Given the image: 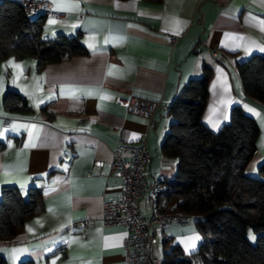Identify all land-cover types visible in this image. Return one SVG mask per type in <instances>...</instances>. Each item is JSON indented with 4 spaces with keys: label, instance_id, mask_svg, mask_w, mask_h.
<instances>
[{
    "label": "crops",
    "instance_id": "1",
    "mask_svg": "<svg viewBox=\"0 0 264 264\" xmlns=\"http://www.w3.org/2000/svg\"><path fill=\"white\" fill-rule=\"evenodd\" d=\"M49 1L62 14L46 16L42 36L79 33L88 54L43 68L30 56H10L0 65V199L4 185L24 195L36 185L44 201V211L26 218L14 239L0 241L8 264L28 258L36 264H127L125 228L101 220L104 201L121 190V179L110 173L113 149L120 140L145 143L149 181L171 180L177 162L160 148L171 121L167 106L203 66L212 77L202 121L218 131L234 105L254 117L260 130L247 170L264 178V103L244 94L237 72L238 63L264 54V0ZM171 34H182L175 45ZM8 89L29 109H7ZM130 96L161 102L154 126L116 102ZM140 205L149 218L147 194ZM83 220L89 224L78 225ZM149 232L156 241L152 264L166 240L187 254L203 240L191 222L170 225L164 238L154 223Z\"/></svg>",
    "mask_w": 264,
    "mask_h": 264
},
{
    "label": "trees",
    "instance_id": "2",
    "mask_svg": "<svg viewBox=\"0 0 264 264\" xmlns=\"http://www.w3.org/2000/svg\"><path fill=\"white\" fill-rule=\"evenodd\" d=\"M159 1V0H158ZM45 15L29 16L17 0H0V65L10 56L37 59L39 68L88 50L80 34L42 36ZM244 94L264 103V54L237 64ZM212 69L182 84L167 106L171 118L161 152L177 162L163 196L176 209L195 216L203 240L197 251L185 253L165 241L160 264H264V178L248 172L256 152L259 125L242 106L231 108L230 120L218 131L201 119L209 95ZM4 106L29 109L16 90L8 89ZM5 143L0 142V148ZM44 211L42 188L4 185L0 199V241L14 239L24 220ZM250 232L255 234L252 241ZM0 264H8L0 255ZM20 264H36L28 258Z\"/></svg>",
    "mask_w": 264,
    "mask_h": 264
},
{
    "label": "built area",
    "instance_id": "3",
    "mask_svg": "<svg viewBox=\"0 0 264 264\" xmlns=\"http://www.w3.org/2000/svg\"><path fill=\"white\" fill-rule=\"evenodd\" d=\"M29 16H60L62 12L53 8L49 0H17ZM182 34H171L168 41L177 44ZM214 55H217L214 52ZM116 102L128 112L140 114L147 118V126L156 124L155 116L160 109V101H152L136 96L117 97ZM5 124L9 121L5 120ZM122 138V137H121ZM150 159L148 147L120 140L113 149L110 173L121 179V190L112 200L103 204L102 223L104 226L114 224L125 228L123 239L127 264H152V251L155 239L150 235L149 227L156 224L164 238V230L172 224H186L195 219L191 213L176 209L163 196L167 184L161 180L149 181L147 164ZM148 195L152 213L149 218L141 211L140 199ZM88 220L78 223L87 226Z\"/></svg>",
    "mask_w": 264,
    "mask_h": 264
},
{
    "label": "rangeland",
    "instance_id": "4",
    "mask_svg": "<svg viewBox=\"0 0 264 264\" xmlns=\"http://www.w3.org/2000/svg\"><path fill=\"white\" fill-rule=\"evenodd\" d=\"M253 175V174H252ZM191 226H193L194 228H196V230L197 231H199L198 230V228H197V226H196V224H195V220H192L191 221ZM200 232V231H199ZM201 233V232H200ZM200 235H202V233L200 234ZM250 236H251V238H252V241H255V234H253L252 232H250ZM160 255H157L156 256V258H155V260H154V264H160Z\"/></svg>",
    "mask_w": 264,
    "mask_h": 264
},
{
    "label": "snow or ice",
    "instance_id": "5",
    "mask_svg": "<svg viewBox=\"0 0 264 264\" xmlns=\"http://www.w3.org/2000/svg\"><path fill=\"white\" fill-rule=\"evenodd\" d=\"M71 7H78V5H72ZM51 23V21H50ZM251 111V109H249ZM195 239H199V237H195Z\"/></svg>",
    "mask_w": 264,
    "mask_h": 264
}]
</instances>
